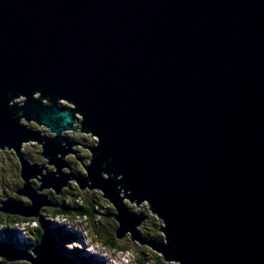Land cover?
Listing matches in <instances>:
<instances>
[{"label":"water","instance_id":"obj_1","mask_svg":"<svg viewBox=\"0 0 264 264\" xmlns=\"http://www.w3.org/2000/svg\"><path fill=\"white\" fill-rule=\"evenodd\" d=\"M69 132L96 138L79 184L62 170ZM30 141L52 170L24 156ZM5 148L23 183L1 213L40 217L57 207L44 190L72 182L113 205L117 239L167 262L264 264V0H0ZM0 258L79 264L51 232L32 252L1 241Z\"/></svg>","mask_w":264,"mask_h":264},{"label":"rangeland","instance_id":"obj_2","mask_svg":"<svg viewBox=\"0 0 264 264\" xmlns=\"http://www.w3.org/2000/svg\"><path fill=\"white\" fill-rule=\"evenodd\" d=\"M68 106H72V105H68ZM79 117V116H78ZM79 119V118H78ZM23 123H26L29 127H32L34 129L40 130L42 135H52L51 131L45 127V126H39L36 122L31 121V122H27L25 119H22ZM64 136L71 138L72 140L77 141V144L72 145V149L77 152V157L76 154L74 152L72 153H68L64 158L61 154H59L58 156L62 157L64 162H67L68 165L63 166L62 170L64 172L67 173H73L74 175L76 174L77 177L73 176V179L77 182V178L80 180L82 178V176L80 174H78V170H77V166L79 167V169L81 170L82 167V162H87V149L89 146H95L96 145V138L93 136H90V134L86 133V132H69V133H63ZM37 146H35V145ZM23 153L24 156H26L31 162H38L40 164H44L49 170L53 169V165H47L45 158L41 155V149L38 145L37 142L35 141H30L28 143H25L23 145ZM80 159V160H79ZM18 159L15 156V153L13 150L5 148V149H0V198H4V196L6 195V193H8L9 195H11L10 193H12V189L9 188L11 183H13V178L15 177V174L18 170ZM80 165V166H79ZM45 173L46 170H43ZM86 175V174H84ZM83 175V176H84ZM18 176V175H17ZM105 176H107L105 174ZM16 178V177H15ZM19 180V177L16 179ZM16 183V181L14 182V184ZM72 183V182H71ZM70 183L71 185H77L75 183ZM78 183V182H77ZM79 184V183H78ZM19 185H15V187L13 189H16ZM69 186V187H70ZM78 187L79 190L76 189L75 193H84L87 195L88 198H93L94 195H100L99 190H87V187H83V188H79V185L75 186ZM44 191H50V190H44ZM67 194V190L66 188L63 189L61 195ZM48 195L50 196V198L53 199V197L48 193ZM83 196V195H82ZM9 197V196H8ZM84 197V196H83ZM120 198H123V200L126 202L127 206L131 209V211L133 212H145L147 214L152 215V217H154L153 219L148 217L143 223L142 225H140L138 228L141 231L142 237L146 238V239H150L151 236H157L156 232H155V228H157V225L155 224V221L157 223H159V229L160 227H162V220L161 219H156V214L155 213H150L145 202H142L140 204H136L135 203V208H133V202H130L129 199L125 198L124 196H122L121 194H119ZM68 198V197H67ZM76 203L78 202L80 204V197L76 196ZM98 201V203L102 202V206L100 207V209L98 210V216L99 215H103L104 213H106L108 211L109 206H113L110 202H104L103 198H94ZM48 211V210H47ZM50 212V209L49 211ZM1 213V212H0ZM46 218H48L46 216ZM106 220V218H105ZM53 223H57L60 226H64V228L72 233L76 234L75 239L73 238H68V240H66L64 242V246L67 249H79L82 252L83 255H87L90 257H94L96 258L101 264H137L136 263V258L138 257L137 253L140 250H148L149 248L146 247H142L139 245H136V239L134 241H128L130 233H128L124 238L120 239V242L122 245H127L132 251H117V250H113L110 249L106 246H104L102 244L101 241L97 240L95 235L93 234V232L91 231V225L90 223L87 221V219H79V218H73V219H69L66 217H52L51 220ZM28 223H21V222H17L15 224H13L10 229L14 230L17 233V240L15 239L16 242H24L25 240H27V242L30 241V234L28 231V227L27 226ZM31 225H36V222H33ZM108 225V223H107ZM5 226V224H1L0 223V230L3 229V227ZM113 228V227H112ZM108 229V228H107ZM15 242V243H16ZM21 245V243H20ZM18 250L20 249V251H26L27 252H32V250L30 249V246L27 247L28 249H21L17 246H15ZM33 248V247H32ZM150 251H152L151 253L156 254V251L149 249ZM24 251V252H25ZM146 256H149L148 254H146ZM6 261L5 263L7 264H11L10 259H6L4 258ZM151 258H148V264H151L150 261ZM13 261V260H12ZM167 261V260H166ZM14 262H18V261H14ZM19 262H27V260H22ZM108 262V263H107ZM170 264H179V262L177 261H169ZM16 264V263H15ZM99 264V263H98Z\"/></svg>","mask_w":264,"mask_h":264},{"label":"trees","instance_id":"obj_3","mask_svg":"<svg viewBox=\"0 0 264 264\" xmlns=\"http://www.w3.org/2000/svg\"><path fill=\"white\" fill-rule=\"evenodd\" d=\"M17 164H18V170L15 174L16 178L14 177L13 181L14 182L16 181L15 184L17 185L18 180L16 179L19 177L20 185H22L23 182L19 174V163ZM14 182L11 183V186H13V188L15 187ZM34 185L38 186L37 184H34ZM75 186L77 185H71L70 187L66 188L67 194L65 193L64 195H62V199L59 200L60 202L56 201L53 198L55 204H57V207H46L47 209L43 208V210L40 213V217L25 218V217H21L18 215H8V214L0 213V223L5 224L3 229L0 230V241L11 242L15 244L16 242L15 239L17 240L16 237H17L18 232L16 233L14 230H11L10 227L17 222L28 223L27 227L29 228L28 231L30 234L29 235L30 241L27 242V240H25L24 242H20L19 240V242H16L15 246L21 249H28L27 247L30 246V249L32 250V247H34L35 245L41 242L42 237L45 232H51L58 239L62 250L67 255L76 259V261L79 264H98V263L101 264L93 256L90 257L87 255H83L82 254L83 251L77 248L67 249L64 246V242L68 240V238L75 239L76 234L67 231L64 228V226H60L57 223H53L51 220H52V217H66L69 219H73V218L87 219V221L91 225V231L95 235L96 239L101 241L104 246L110 249L122 251V252L132 251L131 247L129 249L127 245H122L120 240L117 239L115 236V229L118 226L117 222L114 219L115 209L112 206H109L108 211L106 213H104L103 215H99V216L97 215L98 210L102 206V202L98 203V201L94 198L98 197L102 199V194L94 195L93 198L92 197L88 198L87 195L84 193L82 194L75 193L76 189L80 191V189H78V187H75ZM54 195L60 196V195H56V193H54ZM76 196L80 197V201H81L80 204L78 202L76 203V200H77L75 199ZM49 208H50V212H48ZM46 216L48 218H46ZM149 217L152 219L154 218L152 217V215H150ZM33 222H36V225L34 226L31 225ZM155 224L157 225V228H155V232L157 236H154V237L151 236V238L157 239L159 241H163L164 238L160 234L161 231L158 228L160 226L158 221L157 223L155 221ZM151 252L152 251H150L149 249L148 250L143 249V250L138 251L137 253L138 257L136 258V263L137 264H148L147 259L151 258L150 260L151 264H170V262L165 261L161 255L158 256ZM146 254H148L149 256H146ZM5 261L6 260L4 258H0V264H6ZM10 262L11 264H15V263L16 264H30L29 262H14V260L13 261L10 260Z\"/></svg>","mask_w":264,"mask_h":264},{"label":"flooded vegetation","instance_id":"obj_4","mask_svg":"<svg viewBox=\"0 0 264 264\" xmlns=\"http://www.w3.org/2000/svg\"><path fill=\"white\" fill-rule=\"evenodd\" d=\"M76 142H77V141H76ZM34 145H35V144H34ZM35 146H37V145H35ZM39 147H40V146H39ZM76 157H77V155H76ZM79 166H80V165H79ZM76 168H77V170H78V174H80L81 176H83V175L85 174V171H84V168H83V167H81V170L79 169L78 166H77ZM74 176H77V175L75 174ZM19 183H20V182H19V180H18L17 185H19ZM33 184H37V182L34 180V181H33ZM15 185H16V184H15ZM15 185H14V186H15ZM20 186H21V185H19L17 188H19ZM9 188L12 189V193H10L11 195H9V194H7L6 191H5V192H3V193L6 194L5 196H9V197L17 198L18 196L14 194V191H15L17 188H16V189H13V186H11V185H10ZM43 193H44V194H48V193H49V194H50V195H51L56 201H58V202H60L59 200L62 199V195H61V196H55L52 190H50V191H44ZM5 196H4V197H5ZM22 200H23L25 203H28V200H27V199L22 198ZM112 207H113V206H112ZM113 208H114V207H113ZM46 209H47V208H46ZM49 209H50V208H49ZM49 209H48V210H49Z\"/></svg>","mask_w":264,"mask_h":264},{"label":"bare ground","instance_id":"obj_5","mask_svg":"<svg viewBox=\"0 0 264 264\" xmlns=\"http://www.w3.org/2000/svg\"><path fill=\"white\" fill-rule=\"evenodd\" d=\"M30 218H31V217H30ZM25 227H27V226H25ZM0 242H1V241H0ZM12 244H14V243H12ZM15 244H16V243H15ZM15 244H14V248L17 249V248L15 247ZM17 250H18V249H17ZM107 263H108V262H107Z\"/></svg>","mask_w":264,"mask_h":264}]
</instances>
